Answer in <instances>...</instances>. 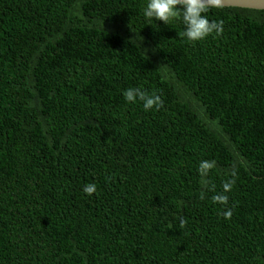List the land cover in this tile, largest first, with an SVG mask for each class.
<instances>
[{"label":"trees","instance_id":"obj_1","mask_svg":"<svg viewBox=\"0 0 264 264\" xmlns=\"http://www.w3.org/2000/svg\"><path fill=\"white\" fill-rule=\"evenodd\" d=\"M147 3L0 0V264H264V10L192 42Z\"/></svg>","mask_w":264,"mask_h":264},{"label":"clouds","instance_id":"obj_2","mask_svg":"<svg viewBox=\"0 0 264 264\" xmlns=\"http://www.w3.org/2000/svg\"><path fill=\"white\" fill-rule=\"evenodd\" d=\"M226 6V0H148L144 10L146 18L163 21L168 24L170 21L180 19L184 25V31L178 33L181 38H187L189 41L196 42L207 38L215 33L220 35L224 31V21L210 20L207 13L211 9H221ZM147 53V50H145ZM125 100L129 103H135L137 100L143 102L145 111L163 108L164 101L161 96L141 88H128L123 93ZM217 166L215 160H202L198 166V172L201 177V195L200 199L205 198V190L215 192V186L208 180L209 173ZM229 179L222 184V191L212 196L214 203L227 205L229 201L226 193L230 192L236 183L237 170L235 167L229 173ZM83 191L91 196L97 191L95 183L86 184ZM225 219H231L232 210L226 209L223 213ZM187 221L180 219V228H184Z\"/></svg>","mask_w":264,"mask_h":264},{"label":"water","instance_id":"obj_3","mask_svg":"<svg viewBox=\"0 0 264 264\" xmlns=\"http://www.w3.org/2000/svg\"><path fill=\"white\" fill-rule=\"evenodd\" d=\"M225 7H242L264 10V0H226Z\"/></svg>","mask_w":264,"mask_h":264}]
</instances>
